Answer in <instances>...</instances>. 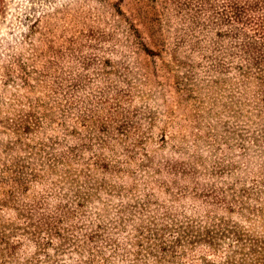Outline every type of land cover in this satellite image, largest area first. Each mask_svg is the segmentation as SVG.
Instances as JSON below:
<instances>
[{"label": "rangeland", "instance_id": "1", "mask_svg": "<svg viewBox=\"0 0 264 264\" xmlns=\"http://www.w3.org/2000/svg\"><path fill=\"white\" fill-rule=\"evenodd\" d=\"M228 254L264 264V0H0V264Z\"/></svg>", "mask_w": 264, "mask_h": 264}, {"label": "trees", "instance_id": "2", "mask_svg": "<svg viewBox=\"0 0 264 264\" xmlns=\"http://www.w3.org/2000/svg\"><path fill=\"white\" fill-rule=\"evenodd\" d=\"M235 241H236V238H235ZM255 250H253L252 248L249 249V252H252L254 253ZM240 255V254H238ZM235 255H232V254H228L226 257H224V260L222 261V264H228L229 263V260L231 257H233ZM243 259V256L241 255V260Z\"/></svg>", "mask_w": 264, "mask_h": 264}]
</instances>
